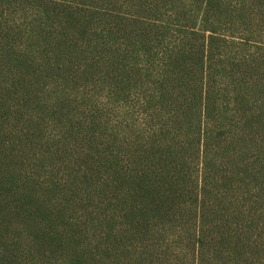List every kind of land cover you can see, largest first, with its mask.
<instances>
[{
    "label": "rangeland",
    "instance_id": "rangeland-1",
    "mask_svg": "<svg viewBox=\"0 0 264 264\" xmlns=\"http://www.w3.org/2000/svg\"><path fill=\"white\" fill-rule=\"evenodd\" d=\"M0 264H264V0H0Z\"/></svg>",
    "mask_w": 264,
    "mask_h": 264
}]
</instances>
